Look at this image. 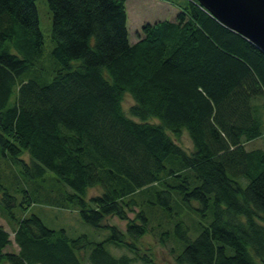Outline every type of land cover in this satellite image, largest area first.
Listing matches in <instances>:
<instances>
[{
	"label": "trees",
	"instance_id": "obj_1",
	"mask_svg": "<svg viewBox=\"0 0 264 264\" xmlns=\"http://www.w3.org/2000/svg\"><path fill=\"white\" fill-rule=\"evenodd\" d=\"M47 1L49 63L37 0H0V215L19 247L5 252L0 227V264H83L84 251L91 264L151 263L137 242L157 211L174 225L160 239L178 242V264H264V149L248 148L264 135V52L196 0H163L176 19L144 25L134 44L127 0ZM185 131L190 153L174 139ZM91 188L101 192L88 199ZM44 202H70L108 236L71 238L27 214Z\"/></svg>",
	"mask_w": 264,
	"mask_h": 264
},
{
	"label": "rangeland",
	"instance_id": "obj_2",
	"mask_svg": "<svg viewBox=\"0 0 264 264\" xmlns=\"http://www.w3.org/2000/svg\"><path fill=\"white\" fill-rule=\"evenodd\" d=\"M36 5L39 13L40 28L43 34V57L47 61V63H49V59L51 58V51L54 47V44L51 40L52 14L47 0H37ZM126 11L128 38L131 44H134L139 40L142 27L144 25L155 24L159 21L164 20L174 21L178 14V8L163 0H127ZM133 103L134 101L132 97L127 94L123 100V108L127 114H129L130 107L133 105ZM255 103L259 113L264 119V98L256 99ZM151 121L156 122V120ZM174 139L188 153L193 151V142L187 131L183 132L180 137ZM248 145V148L255 147L264 149V135L261 138L250 142ZM21 158L26 160L27 162L30 161L28 153H24ZM5 161L6 158L0 153V174L6 170L5 166L3 165ZM6 173L7 172L1 174L3 182L6 181ZM48 175H52V173L48 172ZM49 181L50 179L47 182ZM60 192L61 190H55V192L52 193L51 196L53 198L55 197L60 199ZM100 192L101 189L99 188H91L88 190L87 198L90 199L91 197L100 194ZM69 203L67 204V206L65 205L66 207H61L57 204H50L47 202L34 204L30 206L27 214L38 215L43 220L45 225H47L49 228L55 230L63 229L71 238L86 235L89 240L100 242L108 236L109 231L104 229H97L85 223L81 218L78 208L75 205ZM194 205L197 206V203H194ZM138 211L139 209H136L135 212L137 213ZM15 213L19 217L23 214V212L20 213L19 210H16ZM136 213H130V218L133 219ZM160 215L162 214L157 211L156 215L152 217L151 224L149 226V232L137 242V246L140 249L139 252L143 255L145 254L150 256L152 258V262L144 263L141 260H137L136 262H134V264H178L175 259L177 253L179 252L178 242L173 238L166 240V242H162V239H160L161 231L164 229H170V227L172 226L173 232L174 225L168 222L165 217L161 218ZM181 216L185 223L192 227L199 220L197 215L189 211L183 212ZM104 223L115 225L122 231L126 230V222L118 219L115 216L107 217L104 220ZM159 224H162V227H160ZM0 227L4 228L10 234L11 244L5 249V252L17 253L19 251V247L14 240V230L16 228L15 222L10 223L5 219V217L0 215ZM196 236L197 234H194V238ZM107 249L115 257H119L124 254L130 257H133L134 255L125 246L116 247L114 245H108ZM87 254L89 255V251H87ZM87 254L85 251L81 253L83 264H91L87 259Z\"/></svg>",
	"mask_w": 264,
	"mask_h": 264
},
{
	"label": "water",
	"instance_id": "obj_3",
	"mask_svg": "<svg viewBox=\"0 0 264 264\" xmlns=\"http://www.w3.org/2000/svg\"><path fill=\"white\" fill-rule=\"evenodd\" d=\"M220 23L264 52V0H196Z\"/></svg>",
	"mask_w": 264,
	"mask_h": 264
}]
</instances>
